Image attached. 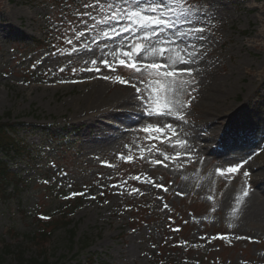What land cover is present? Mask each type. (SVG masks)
I'll use <instances>...</instances> for the list:
<instances>
[{
  "label": "rangeland",
  "instance_id": "374dc122",
  "mask_svg": "<svg viewBox=\"0 0 264 264\" xmlns=\"http://www.w3.org/2000/svg\"><path fill=\"white\" fill-rule=\"evenodd\" d=\"M59 1L0 0V123L16 124L29 147L28 157H1L20 180L0 191V264H18L19 251L25 259L43 252L39 259L53 264H264V0H190L202 9L206 39L191 77H180L188 81L179 96L189 105L181 109L186 123L149 116L155 81L140 83L105 55L132 34L92 43L96 32L86 31L76 40L70 29L84 30L75 15L83 0H68L71 14ZM248 70L257 71L253 80ZM117 75L142 93L103 78ZM209 83L230 87L213 122ZM164 123L176 129L174 138L166 133L171 144L142 131ZM218 126L231 130L228 139L214 135ZM165 153L172 159L156 164ZM237 164L235 173L216 174Z\"/></svg>",
  "mask_w": 264,
  "mask_h": 264
},
{
  "label": "snow or ice",
  "instance_id": "6c2138e0",
  "mask_svg": "<svg viewBox=\"0 0 264 264\" xmlns=\"http://www.w3.org/2000/svg\"><path fill=\"white\" fill-rule=\"evenodd\" d=\"M81 8L83 10L77 11L75 15L80 17L78 22L84 25V30H77L72 27L70 30L74 32L75 39L79 40L84 37L86 31L96 32V36L92 38V43H95L96 39L101 37L111 39L121 33L132 34L133 40L125 47L117 48L105 55H111L116 63L138 74L140 83H144L143 78L145 76L151 77L155 81L157 87L154 92L156 93L157 110L153 111L151 107H146L145 111L149 116H174L175 119L186 123L187 121L181 109L189 105L182 104L179 101V96L182 94L183 85L188 81H184L180 77L185 74L191 77L193 69L188 65L196 63L201 56L202 42L206 39L204 35L206 29L197 25L201 21L200 13L202 9L191 3L190 0H83ZM93 12L96 15H93ZM97 16L99 19H97ZM84 17H88L92 24L89 25ZM66 23L72 25L73 21H66ZM101 25L103 27H99ZM184 25L188 26L186 30H181L178 27ZM173 29L175 31L169 35L168 31ZM176 38L181 39L183 48L176 44ZM65 39L69 45L73 43L72 39ZM121 43L124 44V41ZM81 47L88 48L89 45L85 43ZM125 48L129 50H125ZM77 50L75 47L72 49L73 52ZM91 63L95 65L97 61L92 60ZM100 63L115 71L112 63L107 59H102ZM64 70V68L59 69L61 72ZM87 70L100 71L99 67ZM103 78L112 79L114 82L131 83L130 80H125L119 75L114 77L104 76ZM192 82H194V79ZM131 86L136 89L137 93H142V89L137 87L135 83H131ZM169 95L171 99L168 98ZM147 101L151 105L153 96L148 95ZM142 131L146 133H164L163 138L151 137L152 139H160L161 143L171 144V139L177 136L175 127L170 123L149 125ZM167 132L172 133V138L167 137ZM176 144L184 146L186 141L177 139ZM141 151H144V149H141ZM149 151L151 150L149 149ZM157 151L160 150L157 149ZM176 156L178 158L179 153H176ZM121 158L123 159V157ZM140 158H143V156ZM170 159L172 157L165 153L163 154V160H156L155 163L163 164L164 161ZM164 167H168V165L164 164ZM240 167L241 165L237 164L227 169H216V174L224 176L226 173H235ZM244 175H247V173H244ZM133 179L139 180L140 177L136 176ZM45 182L47 183V181ZM148 183H152V181L148 180ZM154 186L161 187L159 184ZM132 191L138 192V189ZM177 195H181V193L178 192ZM243 195L246 197L248 192L245 190ZM92 199H95V197H92ZM208 199L211 200L212 197L209 196Z\"/></svg>",
  "mask_w": 264,
  "mask_h": 264
},
{
  "label": "trees",
  "instance_id": "16d2710c",
  "mask_svg": "<svg viewBox=\"0 0 264 264\" xmlns=\"http://www.w3.org/2000/svg\"><path fill=\"white\" fill-rule=\"evenodd\" d=\"M65 4L70 5V7L67 8V11L69 12L68 14H71V11L75 8L72 7L71 2L68 0L65 1ZM28 148L29 147L24 144V140L20 139L17 136L16 124L0 123V191H4L7 185L19 183L20 180V178H18L10 171L7 161L2 159L1 157L9 159L16 157H24L26 155L28 157ZM67 204L69 205L68 207L73 210L76 206V201L69 202ZM131 222L138 223V219L136 217H133ZM70 233L73 234L74 232L70 231ZM5 252H9L8 248H6ZM23 254L24 253L22 251H19L18 255L16 256L18 264H53L47 263V260L45 258H42V260L39 259V257L43 256V252L39 253L38 258L34 259H25L23 257ZM156 261H158L157 264H164L166 262L165 259H158Z\"/></svg>",
  "mask_w": 264,
  "mask_h": 264
},
{
  "label": "bare ground",
  "instance_id": "6f19581e",
  "mask_svg": "<svg viewBox=\"0 0 264 264\" xmlns=\"http://www.w3.org/2000/svg\"><path fill=\"white\" fill-rule=\"evenodd\" d=\"M264 58V57H263ZM206 76L208 75V72H205ZM246 75L249 77L250 80H253L257 76V71L248 70ZM205 94H204V104L206 109V114L208 113L209 122H213L217 117L221 115L220 109L222 107L219 106L220 102H224L230 93V87L228 85H220L216 86L212 83H209L206 87H204ZM121 99V98H120ZM110 106L112 104H119V98H113L109 101ZM213 105V106H212ZM223 105V103H222ZM230 129V128H226ZM231 130H225L223 126H218L213 128L212 132L214 135H216L217 138L220 137L221 140L228 139V133H230ZM221 134V136H219ZM206 141V139L204 140ZM207 142H209V139L207 138ZM263 161V160H262ZM264 164V161L263 163ZM260 187H262L260 185Z\"/></svg>",
  "mask_w": 264,
  "mask_h": 264
}]
</instances>
